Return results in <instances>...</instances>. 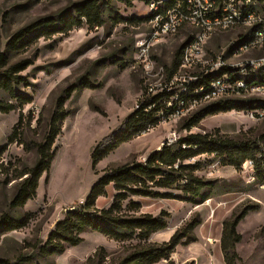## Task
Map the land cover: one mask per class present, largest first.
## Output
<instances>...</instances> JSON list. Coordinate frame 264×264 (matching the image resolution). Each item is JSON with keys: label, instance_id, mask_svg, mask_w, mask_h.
<instances>
[{"label": "rangeland", "instance_id": "obj_1", "mask_svg": "<svg viewBox=\"0 0 264 264\" xmlns=\"http://www.w3.org/2000/svg\"><path fill=\"white\" fill-rule=\"evenodd\" d=\"M82 1L0 0V53L6 52L8 41L17 31L41 18L53 17L58 28L62 27L68 13L73 12V6ZM101 10L104 21L101 27L84 24L67 35L59 33L50 39L42 38L31 47L9 55L11 65L22 60L32 62L21 73L28 77L29 86L17 89L20 94L30 97L32 103L20 105L0 90V101L16 106L9 114L0 113V149L7 146L0 160V259L17 263L31 258L36 247L46 242L66 212L84 205L92 186L105 170L144 163L153 151L165 144L176 148L177 142L190 134H213L235 142L257 141L264 135V119L252 120L238 111L209 116L191 131L184 129V124L193 115L217 102L203 101L121 145L93 170L91 155L95 147L120 128L137 108L143 94L148 97L146 90L150 84L156 89L167 84L166 69L172 66L175 53L193 32L189 29L151 48L147 59L153 69L148 70L145 61L139 59L137 46L149 35L150 29L145 22L134 25L128 21L143 18L146 8L127 0H102ZM245 35L247 30L243 28L214 34L205 44L200 58L181 75L188 78L200 72L206 60L223 56L229 64L264 57V51L257 49L241 55L234 53ZM122 63L126 64L125 68H121ZM86 77L101 87L80 89ZM180 84L178 81L175 87L179 88ZM74 86L78 90L65 104L70 115L56 141L58 151L49 176L44 175L40 180L35 199L21 209H12L11 202L25 178L19 177L37 162L32 143L44 141L58 99L66 89ZM236 99L253 100L252 97ZM15 127L18 138L12 143L9 138ZM197 163L201 168L195 175L212 184L204 202L130 198L143 205L140 214L155 217L162 211L169 214L167 229L155 234L151 243L167 242L177 230L200 219L201 224L194 230L197 241L178 246L172 259L176 264H225L221 252L223 222L248 206H258L239 224L242 241L237 245L239 260L236 264H264V189L255 181H249L251 168L244 164L236 170L223 165L219 157L208 154L186 162ZM172 192L182 195L177 190ZM114 194L110 186L108 195L98 200L97 208L108 209ZM126 205L127 202L124 207ZM4 215L14 221L28 217V223L22 229L6 231L1 225ZM82 239L78 246H66L62 254L36 259L30 264H88V260L96 259L98 253L110 264L126 257L135 245V242L119 243L90 230L82 234Z\"/></svg>", "mask_w": 264, "mask_h": 264}, {"label": "trees", "instance_id": "obj_2", "mask_svg": "<svg viewBox=\"0 0 264 264\" xmlns=\"http://www.w3.org/2000/svg\"><path fill=\"white\" fill-rule=\"evenodd\" d=\"M127 1L130 2V0ZM260 2L264 3V0ZM101 4L102 0H83L75 4L73 12L68 13L60 28L55 18L45 17L17 31L8 41L6 52L0 53V90L8 93L20 105L32 103L30 97L20 94L17 90L21 86H29L28 77L22 76L21 73L26 71L32 62L22 60L11 65L9 55L31 47L42 38L50 39L59 33L67 35L74 28L82 27L84 24L89 27L103 26ZM128 21L135 25L146 22L147 18H131ZM182 53L183 48L178 49L172 66L166 69L168 79L181 65ZM125 67L126 64L122 63L121 68ZM96 87H101V85L96 86L91 83L90 77H86L79 88L96 89ZM77 90L78 88L74 86L63 92L57 101L56 110L52 115L44 141L32 143V147L37 152V162L19 177L25 178L11 202L12 209H21L29 201L35 199L40 180L44 175L49 176L58 151L55 147L56 141L62 134L64 122L70 115V112L65 109V104ZM171 95L172 93L163 92L153 97H144V100L139 102L138 107L127 116L120 128L112 131L95 147L91 155L93 170H96L98 165L121 145L136 139L167 120L176 108V106L171 110L165 108V102L170 99ZM249 108H251L250 103L232 101L216 103L193 115L184 124V129L191 131L209 116L234 110L245 111ZM15 109L14 104L0 101V113L9 114ZM17 138L18 130L15 127L9 140L13 143ZM263 139L264 135L257 141L235 142L213 134H190L180 139L176 148L165 144L161 149L153 151L144 163L136 162L105 170L103 176L92 186L84 205L67 211L64 218L55 224L46 242L36 247L31 258L21 259L17 263L0 259V264H30L36 259H47L62 254L66 246L80 245L83 241L82 234L87 230L119 243L135 242L126 257L110 264H160L162 262L176 264L172 259V254L178 246L197 241L194 230L201 224V220L194 219L186 224L177 230L167 242L151 243L155 234L167 229L169 214L165 211L157 217L151 214H140L143 205L130 198L204 202L208 199L206 191L211 188L212 184L195 175V172L201 168L199 163L191 165L186 162L205 154L219 157L223 165L231 166L236 170L241 169L247 161H252L256 176L255 182L264 185V150L260 146ZM6 150L7 146L0 149V160ZM110 186L115 192L111 206L108 209H98V200L108 195ZM174 190L180 191L182 195H175L172 192ZM126 202L127 205L124 207ZM256 209L258 206H248L239 214H233L223 222L221 252L225 264H236L239 260L237 245L242 241V235L238 232V227L245 217ZM27 218L14 221L4 215L1 218V225L6 231H16L27 225ZM101 253H103L102 249ZM106 262V257L100 253L96 254V259L88 260V264H107ZM184 264H194V262Z\"/></svg>", "mask_w": 264, "mask_h": 264}, {"label": "built area", "instance_id": "obj_3", "mask_svg": "<svg viewBox=\"0 0 264 264\" xmlns=\"http://www.w3.org/2000/svg\"><path fill=\"white\" fill-rule=\"evenodd\" d=\"M130 2L138 3L147 10L143 18H147L145 23L150 33L137 48L139 59L145 61L148 70L153 69V64L147 59L151 48L171 36L189 29L193 31L182 47L181 65L176 73L170 79L167 78L164 87L156 89L154 84H150L147 89V95L151 97L163 92L172 93L170 99L165 102V108L167 110L174 109L175 106L176 108L168 119L203 101L250 103L251 108L238 112L252 120L264 119V57L229 64L223 56L217 60H206L200 72L188 78L181 75L184 69L195 64L200 58L199 55L204 52L203 48L207 41L217 33L243 28L247 30V35L239 41L240 46L234 53L241 55L255 49L264 51V3L260 0H130ZM178 81H181V84L176 88ZM238 97H252L253 100L236 99ZM143 100L144 96L141 101ZM260 146L264 150V139ZM245 164L252 170L249 181H255L253 162L247 161ZM260 187L264 189V185Z\"/></svg>", "mask_w": 264, "mask_h": 264}]
</instances>
